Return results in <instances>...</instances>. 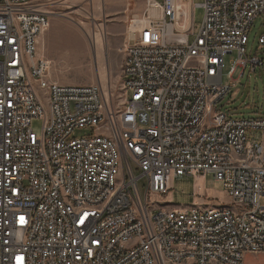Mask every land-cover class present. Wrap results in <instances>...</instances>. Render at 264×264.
<instances>
[{
  "label": "built area",
  "instance_id": "1",
  "mask_svg": "<svg viewBox=\"0 0 264 264\" xmlns=\"http://www.w3.org/2000/svg\"><path fill=\"white\" fill-rule=\"evenodd\" d=\"M56 2L0 0V264H244L263 254L264 117L233 119L217 105L232 88L224 60L238 57L231 80L246 68L264 0H205L192 42L191 3L128 0L117 107L101 85L52 79L38 42ZM207 174L231 207H151L172 181Z\"/></svg>",
  "mask_w": 264,
  "mask_h": 264
},
{
  "label": "rangeland",
  "instance_id": "2",
  "mask_svg": "<svg viewBox=\"0 0 264 264\" xmlns=\"http://www.w3.org/2000/svg\"><path fill=\"white\" fill-rule=\"evenodd\" d=\"M205 0H179L187 9L191 10L194 21V31L189 41L192 42L204 19V9L201 7ZM57 4L50 7L51 26L46 32L47 39L42 37L38 42L39 54L52 61V79L62 85H89L95 76V71L101 70V47L107 32L121 26V17L127 7L123 0H57ZM264 33V16H258L249 33L246 46L247 66L238 68L230 79L228 72L237 55L227 56L224 60L225 69L223 84L231 85V91L218 105V110L228 114L233 119H256L264 112V45L260 37ZM111 72L109 82L103 85L104 91L115 107L122 105V66ZM257 59L260 64L254 65ZM37 135L41 133V122L32 125ZM80 137L85 132L77 133ZM264 139V138H263ZM262 140L261 132H249L248 141ZM136 175H139L137 172ZM144 182L139 183L143 196ZM170 190L164 201L150 197L151 207L154 205L165 210L179 211L191 209H218L231 207L222 183L217 182L212 174L199 177H185L172 181ZM264 206V198L261 200ZM201 206V207H200ZM187 264V263H185ZM191 264V263H189Z\"/></svg>",
  "mask_w": 264,
  "mask_h": 264
},
{
  "label": "crops",
  "instance_id": "3",
  "mask_svg": "<svg viewBox=\"0 0 264 264\" xmlns=\"http://www.w3.org/2000/svg\"><path fill=\"white\" fill-rule=\"evenodd\" d=\"M123 1L125 3L127 2L126 4V7H127L128 0H123ZM129 17H130V14H128V12L125 11L124 16L121 17V21H122L121 26L115 30L111 29L109 33L107 32L104 43L102 44L101 47H97L99 51H101V60H100L101 70L95 71V76L92 79V81L88 83L89 85L98 84L103 87V85L109 82V79L111 77V72L121 67L123 56H121L120 51L122 50V47L124 44V39L126 35V29H127ZM47 33L44 35V37H42V42L44 39L45 40L47 39ZM48 60L51 61L50 59ZM201 208H204V207H201ZM171 209L178 210L173 207H171ZM186 263L194 264L191 261H188ZM244 264H264V253L263 254H247L245 256Z\"/></svg>",
  "mask_w": 264,
  "mask_h": 264
},
{
  "label": "trees",
  "instance_id": "4",
  "mask_svg": "<svg viewBox=\"0 0 264 264\" xmlns=\"http://www.w3.org/2000/svg\"><path fill=\"white\" fill-rule=\"evenodd\" d=\"M260 117H264V112H262V113L260 114Z\"/></svg>",
  "mask_w": 264,
  "mask_h": 264
}]
</instances>
